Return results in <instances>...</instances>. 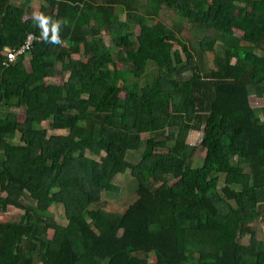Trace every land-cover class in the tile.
<instances>
[{
    "label": "trees",
    "instance_id": "16d2710c",
    "mask_svg": "<svg viewBox=\"0 0 264 264\" xmlns=\"http://www.w3.org/2000/svg\"><path fill=\"white\" fill-rule=\"evenodd\" d=\"M251 97H264V0H42L37 16L0 0V214L22 210L0 220V264H264ZM127 172L136 200L106 211Z\"/></svg>",
    "mask_w": 264,
    "mask_h": 264
},
{
    "label": "rangeland",
    "instance_id": "374dc122",
    "mask_svg": "<svg viewBox=\"0 0 264 264\" xmlns=\"http://www.w3.org/2000/svg\"><path fill=\"white\" fill-rule=\"evenodd\" d=\"M41 5V4H40ZM39 7H34L33 9V15L37 16L39 12ZM129 15H133V13H129ZM124 16V15H123ZM122 16V17H123ZM26 17V14L24 15V18ZM159 21L164 22L168 26H170L173 22V20L178 18V15L175 14L171 9L167 8L166 6H162L161 11L159 12ZM138 32V28L136 27L134 29V33ZM185 34H188V31H185ZM196 44V43H195ZM118 46V45H117ZM133 46L132 42L128 43H122L118 46V49L120 50H126L128 48H131ZM74 57H77L78 54H73ZM210 58V65L212 66V58L213 55L210 53L208 55ZM27 54L24 56L25 63L27 62ZM48 85L53 89L56 90L58 86L61 85L62 79L58 76L50 77L48 78ZM123 96V93L120 94ZM251 105L257 110V113L259 115V118L261 121H264V97L263 98H257V97H251L250 98ZM19 112V118L22 120L24 119V109L17 110ZM60 130H54V129H48V133H55ZM147 134H142V139L147 138ZM202 139V132L201 131H191L188 136V143L191 145H199L200 141ZM204 153L200 150L196 156L195 159V166H200L203 162ZM94 158H98V156H94ZM129 158V161L131 162H137L140 159V151H135L131 154ZM223 183V181H222ZM114 184L118 185L120 187V190L117 194L111 195V196H104L103 200L105 201V210L110 212H123L129 204H131L133 201L136 200L137 196L134 193V184L131 182V177L129 172L118 175L114 179ZM223 184H221L222 186ZM52 213L54 214V218L62 221L63 220V209L60 204H54L51 205L49 208ZM22 210L16 206H10L9 209L6 212H3L0 214V220H17L19 219L20 215L22 214ZM258 228V234L259 238L264 240V222L260 221L257 224ZM52 235V230L48 231V236ZM247 242V241H245ZM156 261L155 257L151 258V262L154 263Z\"/></svg>",
    "mask_w": 264,
    "mask_h": 264
},
{
    "label": "built area",
    "instance_id": "2783aa9c",
    "mask_svg": "<svg viewBox=\"0 0 264 264\" xmlns=\"http://www.w3.org/2000/svg\"><path fill=\"white\" fill-rule=\"evenodd\" d=\"M36 39V36L30 32L26 35L24 43L18 49L6 48L5 54L7 53L8 61L15 60L19 54H24L30 49L32 42Z\"/></svg>",
    "mask_w": 264,
    "mask_h": 264
},
{
    "label": "crops",
    "instance_id": "0c3cea01",
    "mask_svg": "<svg viewBox=\"0 0 264 264\" xmlns=\"http://www.w3.org/2000/svg\"><path fill=\"white\" fill-rule=\"evenodd\" d=\"M42 0H21V2H24L26 5H29L34 9V7L40 6Z\"/></svg>",
    "mask_w": 264,
    "mask_h": 264
}]
</instances>
